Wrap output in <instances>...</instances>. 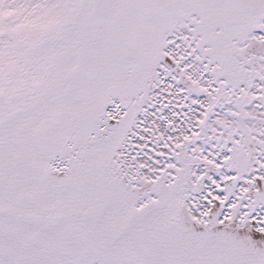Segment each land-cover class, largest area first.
<instances>
[{"label":"snow or ice","instance_id":"snow-or-ice-1","mask_svg":"<svg viewBox=\"0 0 264 264\" xmlns=\"http://www.w3.org/2000/svg\"><path fill=\"white\" fill-rule=\"evenodd\" d=\"M0 264H264V0H0Z\"/></svg>","mask_w":264,"mask_h":264}]
</instances>
